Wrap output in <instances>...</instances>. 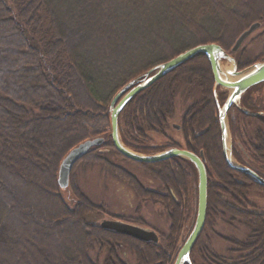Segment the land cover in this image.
I'll return each mask as SVG.
<instances>
[{"label":"trees","instance_id":"16d2710c","mask_svg":"<svg viewBox=\"0 0 264 264\" xmlns=\"http://www.w3.org/2000/svg\"><path fill=\"white\" fill-rule=\"evenodd\" d=\"M254 1L0 0V29L7 34V38H0V264H10V258L24 260L28 255L23 250L30 247L36 255V249H44L49 262L96 264L89 255L96 244L100 250H107L106 264H127L117 253L123 245L137 254L141 264H174L190 236L182 234L193 213L192 195L197 193L198 173L190 161L174 158L139 164L164 182L168 191L165 194L147 191L133 175L121 173L140 196L157 197L171 211L173 222L164 247L91 224L88 218L98 208L73 186L72 177L70 187L76 205L70 209L58 185L59 168L75 147L99 137H104L106 143L83 160L114 168L107 157L109 153L104 151L115 150L107 130L111 128V104L116 95L130 82L198 45L217 43L231 54L232 47L222 42L225 21L237 16L243 20L244 10L256 7ZM244 3L247 6L242 10ZM67 7L75 20L86 22L89 29L97 27L88 33L90 39H96L90 49L81 46L85 32L70 31L63 20ZM80 8L89 13L83 17L85 13ZM184 16L185 22L181 19ZM247 17L250 15L245 13ZM263 19L264 16L257 22L262 23ZM232 56L240 71L264 62V57L252 60L242 58V54ZM183 84L195 85L199 92H194L202 96L188 109L182 126L183 143L162 148L148 133L165 136L174 111L173 99ZM262 85L243 96L244 110L264 112ZM226 99L225 94H219L221 105ZM236 109L233 107L230 114ZM236 112L230 123L235 157L264 179V117H251L239 109ZM119 125L124 144L136 153L151 155L171 148L204 151L209 176L206 227L211 225L215 207L212 200L216 195L217 203L253 229L248 242L238 243L240 252L245 248L251 251L233 264H264V225L259 224L264 221V212H248L225 203L219 194L233 195L231 198L249 208V195H264V188L229 168L225 160L215 81L206 56H196L137 95L121 113ZM9 175L28 185L38 184L40 195L59 207L56 218L45 224L28 214L26 227L21 228L22 210L8 200ZM211 175L215 178L212 183ZM68 228L77 230L82 238L76 249L70 244L54 259L46 243L48 233L59 235ZM30 230L34 232L31 234ZM203 234L192 251V263L196 264L194 255L198 252L202 264H229L220 262L224 261L222 257L215 259L204 254Z\"/></svg>","mask_w":264,"mask_h":264},{"label":"rangeland","instance_id":"374dc122","mask_svg":"<svg viewBox=\"0 0 264 264\" xmlns=\"http://www.w3.org/2000/svg\"><path fill=\"white\" fill-rule=\"evenodd\" d=\"M253 4H255L256 7L254 6L252 9L244 10V7L247 6V3H244L242 7V10L250 15V18L247 17V19H245V13L243 17L241 15V18L243 20L240 21V17L238 16L228 19L226 18L227 20L225 21L222 33V42L224 45L230 48L233 47L237 38L253 23H256L257 19L264 16V0H255ZM80 9L83 10L82 13H85L83 17H85L89 13V10H86L85 8ZM91 11H94V9ZM72 14L73 12L70 10V8H68L64 13L63 20L66 21L67 27L68 29H70V31L72 30L85 32V36H83V38L81 39V46H83L86 50L90 49V47H93V45L96 43V39H90L88 37V33L96 29L97 27H93L94 29L87 28L86 22L75 20ZM181 19L185 22V16ZM262 24V27L245 42L243 47L238 51L237 55L242 54V58H249L252 60L259 57H264V21H262ZM195 25L196 24H194L193 26L194 28ZM197 29L198 28H196V30ZM0 38H7V34H4L2 32V29H0ZM222 66L226 67L230 65L228 62L224 61L222 63ZM183 85L184 86L181 87V91L173 99L175 103V112L173 111L170 116L165 130V136L155 132L148 133V135L152 137L151 139L153 140V142H155L157 146H160L162 148L166 144L170 145V143H183L182 126L184 120L188 116V109L197 99L200 98V96H202V93L196 94V92H194L195 89L199 92V88L195 85ZM188 87H191V89H187ZM261 87H263V89H261V93L263 95L262 98L264 105V85H262ZM188 90L190 91L188 92ZM219 94H225V97L228 98L230 91L226 89H220ZM241 106L242 105L240 104V107ZM236 111L231 112L230 117L228 118L230 129L231 118L232 116L234 117V115L237 113ZM195 129H197L199 132H203L200 127H197ZM107 132L111 133V128L108 129ZM123 141L124 140L122 138V142ZM230 144V147H232L233 156L235 158L234 161H237L239 163L234 154V149L236 148V146H233L234 141L231 130ZM126 147L129 148L128 146ZM115 150L104 151V153H109L107 154V157L111 162L114 163V168L104 167L102 164L93 163L92 161L82 159L76 164L73 169V175L71 176L73 186L78 187L82 194H84L85 197H87L89 201L98 208L97 212L93 213L88 218L89 222L91 224L99 225L102 219H113L118 221H125L144 229H153L160 234V243L161 246L164 247L166 244V237L170 234V228L173 222L171 218V211L166 207L165 204L159 201L160 199H158L157 197L140 196L132 187L130 182L123 178V175L121 176V173L122 171H124V173H130L135 178H137L144 189L155 194L168 193L166 185L164 184V182H162L161 179L153 176L150 172L140 166L139 164L141 163H137L128 158H125L117 150ZM240 155L241 158H244V155L242 153H240ZM7 177L8 183L10 184V189L8 190V200L15 202V205L22 210V213H20V216L22 217L19 220L20 225L18 224L21 228L26 227L28 214L31 217L36 216L37 218H40L43 223L45 222V224L53 218H56L59 207L56 206L53 201H48V199H45L43 195H40L38 184L28 185L21 180L19 181L18 179H14L13 175H9ZM214 180L215 178L211 175L210 183H212V181ZM196 181L197 193L195 192V196L194 193L192 195L193 199L195 198L193 213L192 216L187 218L186 220L184 234H182L183 237L186 235L188 236L189 233L191 234V232L193 231L195 220L197 218H195V214L197 216L198 178ZM219 194L220 197H222V200L225 201V203L228 202L242 209H251L250 211L253 212H264V195L260 192H253L249 195V208H246V206H248L247 204L241 205L239 204V202L231 198V196L233 195H227L222 192H219ZM62 197L64 198L67 206L70 209L75 208L76 197L71 187L67 191L62 192ZM216 199L217 196L213 195L212 203L215 206L214 215L211 218L210 227L205 226L203 232L204 234L202 233L203 237L201 239V249L207 252H204V254H206L207 256L211 255L212 258H224V261H220L222 263H238L241 261L244 255H247L251 251H246L247 249L245 248L240 252L238 243L248 242L251 239V236L253 237V229L246 227L241 222V219L239 217H234L233 214L225 210L221 203H217ZM259 224L264 225V221L260 222ZM66 231L64 232L63 230L64 233L60 231L59 235H50V233H48L46 243H48V250L50 249L53 251L54 259L59 256L60 250L62 251L63 248L67 249L70 244H72L76 249L78 245L77 242H79V240H81L82 238L77 230L73 229L71 231V229L68 228V230ZM29 232L32 234V232L34 231L30 230ZM39 234L41 238L45 237L41 234V232ZM95 246L96 247H93L89 251L91 259L95 261L96 264H106L105 259L107 258V250H100L101 246H99L98 244H96ZM36 250L38 251L37 255L34 253L33 247H30V249L24 248L23 251L24 253H26V255H28V257H25L24 260L19 259L18 261H14L12 258H10V264H58V261L55 260L49 262V259L46 258V251H44V249L38 248ZM117 253L120 256L121 260L126 262L127 264H141V260L139 259L137 254L126 245L118 247ZM29 255H31V259L29 258ZM194 259L196 261V264H202L200 254L198 252L195 253Z\"/></svg>","mask_w":264,"mask_h":264},{"label":"water","instance_id":"95a60500","mask_svg":"<svg viewBox=\"0 0 264 264\" xmlns=\"http://www.w3.org/2000/svg\"><path fill=\"white\" fill-rule=\"evenodd\" d=\"M260 22L253 23L246 31H244L236 40L231 49V54L228 53L221 45L217 43L201 44L192 48L168 62L160 64L146 73L142 78L130 82L125 86L113 99L111 104V139L115 149L134 162L142 164H155L167 161L174 158H182L190 161L196 168L198 173V210L194 229L188 240L180 250L174 264H192L191 253L196 242L204 232L207 220L208 210V190L209 176L206 166V157L204 151L198 154L188 150L171 148L162 153L155 155H144L136 153L127 148L122 142L119 126V118L127 105L139 94L152 87L168 74L175 71L177 68L192 60L198 55L207 57L216 87H220L230 91L229 97L225 104L221 107L218 100L219 120L222 131V144L225 160L230 168L252 179L259 186L264 188V179L257 173L246 166L240 165L234 161L230 137H227L228 130L230 132L228 114L233 106L239 108L244 114L253 117H264V112L252 113L248 110H243L240 107L243 96L252 88L264 83V62L254 64L242 71L239 70L238 63L232 54L238 53L245 42L260 28ZM233 63V72L229 73L235 80H229L225 77L222 70L223 62ZM215 96L216 93H215ZM106 143L104 137L87 140L75 147L62 161L59 169L58 185L62 192L67 191L71 186V176L74 167L78 162L84 159L92 150L102 147ZM233 159V160H232ZM99 227L106 231L114 232L118 235L127 236L143 243H151L159 245L160 236L153 230L144 229L123 221L113 219H103Z\"/></svg>","mask_w":264,"mask_h":264},{"label":"bare ground","instance_id":"6f19581e","mask_svg":"<svg viewBox=\"0 0 264 264\" xmlns=\"http://www.w3.org/2000/svg\"><path fill=\"white\" fill-rule=\"evenodd\" d=\"M229 65L230 66H226V67H224V66H221L222 67V70H223V72H224V74H225V77L227 78H229V80H235V78H232V76L229 74V73H232L233 72V68H234V66H233V63H229ZM227 137H230V132H229V130H228V135H227ZM230 168V167H229ZM232 169V168H231ZM233 170V169H232Z\"/></svg>","mask_w":264,"mask_h":264},{"label":"flooded vegetation","instance_id":"af4514ba","mask_svg":"<svg viewBox=\"0 0 264 264\" xmlns=\"http://www.w3.org/2000/svg\"><path fill=\"white\" fill-rule=\"evenodd\" d=\"M247 210V209H246ZM251 210V209H250ZM250 210L248 209L247 211L250 212ZM264 215V214H263ZM96 225V224H95Z\"/></svg>","mask_w":264,"mask_h":264}]
</instances>
